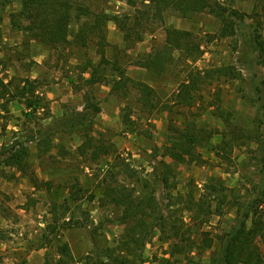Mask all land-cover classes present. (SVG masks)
<instances>
[{"label":"rangeland","instance_id":"obj_1","mask_svg":"<svg viewBox=\"0 0 264 264\" xmlns=\"http://www.w3.org/2000/svg\"><path fill=\"white\" fill-rule=\"evenodd\" d=\"M73 1L83 22L88 23L102 13L123 19L129 17L134 39L138 34L143 39L126 44L123 32L113 21L108 22L107 37L111 46L107 49V58L119 57L132 79L153 87L161 106L149 115L138 102L136 90L117 96L110 86L97 85L91 94L101 111L81 121L86 113L85 102H82V91L75 87L85 91L90 88L79 77L78 66L86 56L98 63L97 48L81 50L70 46L51 50L39 42L29 41L11 22L12 15L21 10L22 0H0V79L10 83V90L15 91L16 86L22 87L24 79L36 78V95L46 98L51 110L50 119L43 112L29 118L27 105L21 100H14L3 109L2 105L12 95L6 93L0 102V264H45L47 250L42 245L53 228L56 233L60 230L61 241L70 246L77 264H93L97 254L117 246L124 232L119 221L121 211L110 200L112 191L108 185L116 182L134 184L133 181L142 179L147 186L144 190L153 191L159 202L167 206V192L161 185L157 168L163 170L159 162L171 163L163 152L172 132L170 124L176 128L187 117L192 119L188 108L175 105L172 100L190 69L206 72L229 67L233 72H228V77H216L204 86L193 110L199 109L202 113L199 125L214 132L210 148L220 146L223 135L229 131L230 125L223 119L229 113L232 126L248 135L247 144L235 148L227 158L218 157L210 150H200L205 164L173 167L182 194L189 191L199 194L208 179L219 178L234 189L231 197L235 194L236 198L232 197L231 201L237 200V206L227 208L222 217H213L203 227L214 243L202 254L172 256L171 245L162 241L157 232L143 249L142 262H139L189 264L191 260L223 264V250L236 226L238 207L255 197V187L264 170V69L260 51L264 45V0H212L217 13L184 17L168 9L162 19L147 13L143 0H137L135 8L126 0ZM83 22L75 20L72 30L76 33ZM170 28L191 32L198 38L203 51L198 61H188L175 52L174 62L168 64V70L162 75L139 67L137 61L162 50ZM224 33L229 34L224 36ZM70 79L75 80V86ZM217 95L223 118L212 113L215 108L203 110ZM166 105L172 109H163ZM52 111L55 115L60 112L64 115L55 116ZM126 116L131 117V123H125ZM87 135L112 142L117 153L104 157L101 162L89 163L77 152ZM44 145L47 152L40 156V147ZM23 149L29 152L30 172L41 183H51V190L44 185L35 188L28 176L7 165L15 152ZM117 155L126 160L131 170L107 175L103 169L105 161L114 163ZM136 187L142 189L140 185ZM72 191L79 192L76 202L72 200ZM52 204L61 207L55 217L50 214ZM186 220L189 221L188 216ZM67 223L73 227L66 229ZM261 244L264 247V240Z\"/></svg>","mask_w":264,"mask_h":264},{"label":"trees","instance_id":"obj_2","mask_svg":"<svg viewBox=\"0 0 264 264\" xmlns=\"http://www.w3.org/2000/svg\"><path fill=\"white\" fill-rule=\"evenodd\" d=\"M131 7L137 6V0H126ZM148 8V14L153 13L156 18L162 19V14L173 9L184 17L210 12L217 13L212 0H143ZM78 7L73 0H22L21 10L11 17L12 27L21 31L29 41H36L51 50H59L72 46L77 49L97 48L100 57L98 63L91 58L85 57L78 66L79 77L84 84L90 88L84 95L86 110L80 118L86 120L91 115L100 113L98 104L94 103L91 89L97 85L111 87V92L117 96L128 95L130 90L138 93V102L147 114L153 115L160 109V100L157 91L150 85L136 81L127 74V66L122 63L119 57L112 60L107 58V49L111 46L107 37V23L113 21L118 29L124 34V42L137 43L143 37L138 34L134 39L131 33L130 19H123L119 15L96 14L90 22H83L78 14ZM82 19V20H81ZM78 20L79 30L75 33L71 26ZM135 24V22L133 23ZM136 25V24H135ZM229 33H224V36ZM131 45V44H130ZM202 44L191 32L170 28L167 30V37L162 50H156L137 61V65L150 72L163 74L168 70V64L174 62L175 52L183 55L188 61L197 62L202 55ZM261 64L264 69V45L261 46ZM231 68L224 67L211 69L202 72L190 69L186 78L178 87L177 94L172 102L175 105L188 108L192 119L184 121L180 127L173 128L164 144L163 152L171 163L159 162L163 170L157 168V173L164 191L167 192L168 205L163 206L156 194L144 190L142 179L131 183H119L108 185L112 191L111 202L121 211L120 225L124 227L121 240L113 249H105L93 259V264H139L142 262V251L149 241L158 232L160 238L172 247L173 255H184L189 257L194 253L202 254L205 250L212 248L214 239L203 230L209 225L213 217H222L227 208H235L237 200L232 203L231 198H236L234 189L226 186L219 178H210L199 194L189 191L182 194L176 182V174L173 165L180 164H205V159L200 150H210L218 157H228L235 148L247 144L248 135L241 128L232 126L231 115L227 118L221 117V100L217 95L214 101L207 102L204 111L211 110L224 119L225 124L230 125L229 131L223 135L220 146L210 148V141L214 132L201 127L198 118L202 117L197 105L199 92L214 78H225ZM84 75H89L86 79ZM216 78V79H217ZM37 80L26 78L22 81V87L16 86L11 91L9 84L0 79V102L6 98V93L12 95L2 105H7L14 100H21L27 105L28 117L33 118L39 113H44L46 119H50V109L46 98L36 95L38 92ZM70 83L75 86L74 79ZM78 91H82L81 87ZM163 109L171 110L172 108ZM125 123H131V117L126 116ZM88 128V127H86ZM227 128V127H226ZM47 140V138H46ZM44 140V144H48ZM46 146L40 147V156H43ZM82 158L89 163L101 162L103 158L114 156L117 153L116 146L112 142L97 139L94 136H86L83 144L77 149ZM29 152L26 149L15 152L9 159L7 165L17 168L20 172L30 178L35 188L48 187L51 190V183H41L39 179L30 172L27 159ZM222 157V158H223ZM106 162V163H105ZM103 169L107 175L115 176L131 170L125 159L118 155L114 163L105 161ZM160 170V171H159ZM134 172V171H133ZM260 176V183L255 187V197L247 204L238 207V219L236 226L225 243L223 250V264H264V247L261 244L264 240V170ZM134 178V175H133ZM147 183V182H145ZM140 185L142 189L136 187ZM144 185V186H143ZM79 192L72 191L73 201L78 200ZM77 196V197H76ZM75 197L77 199H75ZM71 200V198H70ZM233 204V206H232ZM50 214L55 217L58 214L60 205L52 204ZM63 207V206H62ZM188 216L189 221L186 220ZM51 223L48 224L50 228ZM66 229L73 227L67 223ZM47 231V230H46ZM46 235L43 243L47 250L45 264H77L70 246L61 241L60 230L56 233L53 228ZM189 264H202L189 261ZM212 264V263H210ZM215 264V263H214Z\"/></svg>","mask_w":264,"mask_h":264},{"label":"crops","instance_id":"obj_3","mask_svg":"<svg viewBox=\"0 0 264 264\" xmlns=\"http://www.w3.org/2000/svg\"><path fill=\"white\" fill-rule=\"evenodd\" d=\"M128 76H129V75H128ZM84 77H85L86 79H88V78H89V75H84ZM32 80H36V78H35V79L33 78ZM80 93H83V95H81V97H82V102L84 103V95H85V93H87V91L82 90V92H80ZM68 100H69V99H68ZM69 101H70V100H69ZM63 102L66 103L67 101H63ZM50 113H51V110H50ZM52 114L55 115V112L52 111ZM58 114H60V116L64 115L63 112H60V113H58ZM58 114L55 115V116H58Z\"/></svg>","mask_w":264,"mask_h":264}]
</instances>
